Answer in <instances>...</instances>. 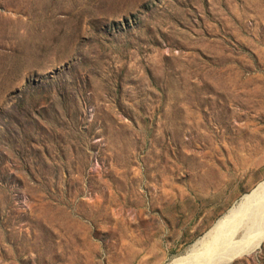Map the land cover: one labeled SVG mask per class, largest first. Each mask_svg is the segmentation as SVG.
<instances>
[{
	"label": "rangeland",
	"instance_id": "374dc122",
	"mask_svg": "<svg viewBox=\"0 0 264 264\" xmlns=\"http://www.w3.org/2000/svg\"><path fill=\"white\" fill-rule=\"evenodd\" d=\"M262 180L264 0H0V264L183 263Z\"/></svg>",
	"mask_w": 264,
	"mask_h": 264
},
{
	"label": "bare ground",
	"instance_id": "6f19581e",
	"mask_svg": "<svg viewBox=\"0 0 264 264\" xmlns=\"http://www.w3.org/2000/svg\"><path fill=\"white\" fill-rule=\"evenodd\" d=\"M262 240H264V180L213 224L201 240L203 244L200 249L183 263L179 261L173 264H204L205 257L214 255L217 257L212 260V264H226L237 255L253 250ZM204 252L206 254H202Z\"/></svg>",
	"mask_w": 264,
	"mask_h": 264
}]
</instances>
